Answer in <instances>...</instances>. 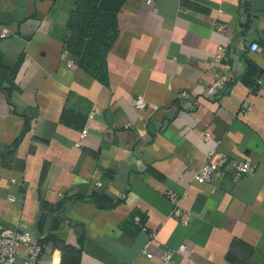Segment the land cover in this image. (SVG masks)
I'll return each instance as SVG.
<instances>
[{
	"label": "crops",
	"instance_id": "1",
	"mask_svg": "<svg viewBox=\"0 0 264 264\" xmlns=\"http://www.w3.org/2000/svg\"><path fill=\"white\" fill-rule=\"evenodd\" d=\"M74 3L0 0V232L41 264H264V0H127L89 68ZM209 153L227 162L197 182Z\"/></svg>",
	"mask_w": 264,
	"mask_h": 264
},
{
	"label": "built area",
	"instance_id": "2",
	"mask_svg": "<svg viewBox=\"0 0 264 264\" xmlns=\"http://www.w3.org/2000/svg\"><path fill=\"white\" fill-rule=\"evenodd\" d=\"M53 1V0H51ZM222 27L219 26V29ZM8 34L7 29H3L0 33V38L6 37ZM250 50L252 52H259L260 47L256 43L250 45ZM222 48L219 49L218 53L214 56L211 62L206 63L208 66H218L222 60ZM230 66L225 64L223 68H220L218 76L210 83L206 88V93L213 94L220 92L224 89L226 83L228 82ZM179 97L186 98L187 94L182 92ZM132 106L137 111H142L146 107V102L141 98L137 97L132 100ZM86 131L81 133V139H84ZM205 139L208 135L205 134ZM79 144L77 143L76 146ZM213 153H209L207 160L201 165L200 169L195 173L194 180L200 183L211 182L215 174L218 172L220 165L227 162L226 157H222L220 164H217L211 160ZM251 163L247 160L240 162H235L233 165V170L237 175H246L251 172ZM183 225H186V221H182ZM22 227L17 229H6L0 232V264H41L40 257L43 253V245L38 241L29 239L22 231ZM19 246L25 248V252L20 254L17 251ZM186 250L185 245H180L175 251L177 254H182ZM147 259L151 258V255L145 254ZM172 260V253H165L161 256V261L163 263H169Z\"/></svg>",
	"mask_w": 264,
	"mask_h": 264
},
{
	"label": "trees",
	"instance_id": "3",
	"mask_svg": "<svg viewBox=\"0 0 264 264\" xmlns=\"http://www.w3.org/2000/svg\"><path fill=\"white\" fill-rule=\"evenodd\" d=\"M127 0H75L68 22V39L77 49L81 65L98 64L115 41L117 14Z\"/></svg>",
	"mask_w": 264,
	"mask_h": 264
}]
</instances>
